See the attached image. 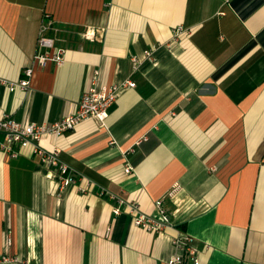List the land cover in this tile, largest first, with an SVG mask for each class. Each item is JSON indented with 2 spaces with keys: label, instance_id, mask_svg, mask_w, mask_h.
<instances>
[{
  "label": "crops",
  "instance_id": "0c3cea01",
  "mask_svg": "<svg viewBox=\"0 0 264 264\" xmlns=\"http://www.w3.org/2000/svg\"><path fill=\"white\" fill-rule=\"evenodd\" d=\"M44 14L59 65L34 59ZM263 33L264 0H0V116L52 124L88 87L135 82L104 122L41 137L76 179L63 192L0 133V264H166L184 235L200 264H264ZM132 205L168 223L136 227Z\"/></svg>",
  "mask_w": 264,
  "mask_h": 264
},
{
  "label": "built area",
  "instance_id": "2783aa9c",
  "mask_svg": "<svg viewBox=\"0 0 264 264\" xmlns=\"http://www.w3.org/2000/svg\"><path fill=\"white\" fill-rule=\"evenodd\" d=\"M52 22L48 14H44L42 19L38 36L36 40V52L34 59L41 65L52 61L56 64H61L64 60L65 49L58 46L54 37L49 34L52 28ZM184 30L181 26L174 29L175 36H178ZM95 36L94 31H86L84 37L92 39ZM145 57H151L152 51H144ZM134 67H137L138 59L132 58ZM24 77L9 85V90L16 88L25 89L30 84L32 76V68L28 67L23 71ZM135 86V82L126 79L119 83H113L109 86H98L96 84L85 89L79 101L75 104L73 109L60 121L52 124L42 123H21L8 115L0 116V133L3 134L5 140L10 143H17L20 147L31 145L35 152L39 155L40 161L47 167H52L56 170V180L58 190L63 192L66 188L76 182L75 177L71 173V168L68 164L60 158V151L57 147L45 149L39 146V141L44 135H59L65 131L74 129L80 122L88 118L97 119L104 122L109 115V109L115 102L117 95L126 89H131ZM0 150H9L0 143ZM12 157L16 156V152L10 151ZM125 172H130V167L125 168ZM160 205L161 201L156 202ZM135 216L133 224L136 227L150 232L160 231L167 223L166 215H162L161 219H155L143 212L138 211L135 205H132ZM114 212L119 213V209L115 208ZM174 246L176 252L171 255L166 264H182L184 255L187 253L192 260L193 264H200L199 257L196 250L192 247V239L184 235L174 239Z\"/></svg>",
  "mask_w": 264,
  "mask_h": 264
},
{
  "label": "trees",
  "instance_id": "16d2710c",
  "mask_svg": "<svg viewBox=\"0 0 264 264\" xmlns=\"http://www.w3.org/2000/svg\"><path fill=\"white\" fill-rule=\"evenodd\" d=\"M263 36H264V33L262 35H260L261 38H263Z\"/></svg>",
  "mask_w": 264,
  "mask_h": 264
}]
</instances>
